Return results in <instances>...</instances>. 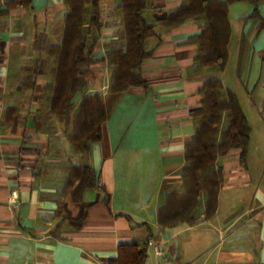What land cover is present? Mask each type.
<instances>
[{
	"label": "crops",
	"instance_id": "crops-1",
	"mask_svg": "<svg viewBox=\"0 0 264 264\" xmlns=\"http://www.w3.org/2000/svg\"><path fill=\"white\" fill-rule=\"evenodd\" d=\"M118 2L101 0L97 58L117 44L122 32ZM145 2L141 17L154 25V35L145 42L152 55L141 65L146 86L116 96L104 93L102 137L83 163L98 173L105 193L88 190L78 203L37 175L46 138L36 131L34 119L53 67L46 46L62 40L64 0H32L30 7L12 9L0 21V264H108L120 245L141 244L150 234L164 257L147 248L144 264H264V26L259 27L264 1L258 7L262 23L241 7L247 14L235 19L240 23L235 30L230 11L246 4L229 6L227 62L216 72L237 97L250 128L245 168L237 151L220 159L225 184L213 217L203 218L202 203L195 224L162 229L156 212L165 194L182 189L184 147L195 129L190 112L201 106L198 90L213 72L194 60V38L203 21L160 25L184 0ZM53 10L63 13L54 40L51 28L37 22ZM28 71L32 89L20 87ZM62 204L73 220L86 213L80 229L63 219Z\"/></svg>",
	"mask_w": 264,
	"mask_h": 264
},
{
	"label": "trees",
	"instance_id": "trees-1",
	"mask_svg": "<svg viewBox=\"0 0 264 264\" xmlns=\"http://www.w3.org/2000/svg\"><path fill=\"white\" fill-rule=\"evenodd\" d=\"M264 0H184L176 9L169 11L160 22L166 28H177L196 17H203L200 33L194 38L197 52L194 58L198 67H208L213 74L204 81L199 92L201 106L192 110L190 115L195 122L194 133L184 147V164L180 172L183 191H171L164 196L162 205L157 209L156 222L159 228H170L177 224H195V212L203 203V218L213 217L218 204V193L223 187L222 169L216 167L219 158L238 152V164L245 168L249 145L250 128L242 113L235 94L224 88L216 72L224 69L227 62V47L230 38L228 20L229 6L234 3H248L252 11L248 18L259 17L258 7ZM32 0H0V21L9 11L30 7ZM67 8L62 40L59 45L46 46L55 68L50 71L54 77L50 108L59 116L69 117L74 107V98L79 96V110L74 117V131L68 142L76 152H89L93 143L102 137V126L107 119L104 98L98 95L86 96L88 82L86 75L93 64L109 65L114 71L109 80L107 93L118 95L131 87H145L141 75L142 63L149 59L152 51L146 49V39L154 35V25L145 22L141 13L146 8L145 0H119L117 9L121 11L123 24L120 40L125 48H113L102 57L95 59L94 49L101 28V0H64ZM264 23L260 24V28ZM21 84V88L32 89L35 82L31 72ZM46 89V84L43 91ZM225 115L226 125L222 132L219 127ZM35 116V125L37 123ZM37 131V128H36ZM39 170H37V173ZM38 175V174H37ZM64 194H69L73 202L81 201L84 192L97 190L105 193L98 173L88 164L71 167L67 172ZM203 199V200H202ZM104 202V200H102ZM62 210L75 229H80L86 213L71 219L64 204ZM150 234L143 243L132 242L118 247V256L108 264H144Z\"/></svg>",
	"mask_w": 264,
	"mask_h": 264
},
{
	"label": "rangeland",
	"instance_id": "rangeland-1",
	"mask_svg": "<svg viewBox=\"0 0 264 264\" xmlns=\"http://www.w3.org/2000/svg\"><path fill=\"white\" fill-rule=\"evenodd\" d=\"M244 4H246V6H238L234 9H231L230 11L231 14L230 20L233 30H235V28L238 29V26H240V23L235 19H237L238 16L247 14L245 10L243 11V9H241V7H248L247 9L252 10L251 5H249L248 3H244ZM262 6L263 4H261V7ZM100 9H102L101 4H100ZM261 9L264 10L263 8ZM62 19H63L62 10H58V11L53 10L52 12H48L45 15L38 16L37 22L39 27H43L44 26L43 24H45L47 25L48 28H51L52 38L54 40L56 39L59 33ZM193 20L203 21V17H196ZM119 47L122 48L123 50L125 48V44L123 41L120 40V37L117 41V44L107 49L106 51H110L113 48H119ZM96 55L94 54V57L95 59H98ZM52 63H53V67L51 68V71L52 69L55 68V63L53 59H52ZM199 68H208V67H199ZM113 71H114V67L109 65V59H107L104 64L95 63L92 66H90L89 73L86 75L88 86L86 91L84 92V95L86 96L98 95L99 97L104 98V93L107 92V87ZM53 81H54V77L50 73L49 76H47V81L45 83L46 89L45 91H43V93L41 94L42 96L38 100L37 107L39 110L36 112L35 115L37 117L36 118L37 132L39 134L45 135L46 138V152L44 154V157L41 158V160L37 163V170H39L38 176L41 179H44L43 181L44 185L58 186L60 187V193L64 194L67 191L66 189L64 190V187L66 185L68 170L71 167L84 164L83 162L84 160L87 159L88 152L79 153L74 151L70 143L68 142V137H67L70 133L74 131L73 122H74V117L79 110V103H80L79 96L77 95L74 98L73 102L75 105L71 109L68 118L65 116H59L58 114L52 112L53 110L50 108V98L52 95L51 93L52 88H54ZM232 85H234V83ZM103 86L106 88L104 89ZM224 118L225 115H223V120L221 122L222 124L218 129L219 132H222L225 128L226 121ZM44 159H48V160L52 159V161L46 162L44 161ZM220 159H223V157L219 158V160ZM219 160L216 163V167H221L222 181L223 184H225L226 171H225V167L220 165ZM182 191H183V185H182V189L179 192ZM196 213L197 211L195 212V215Z\"/></svg>",
	"mask_w": 264,
	"mask_h": 264
},
{
	"label": "built area",
	"instance_id": "built-area-1",
	"mask_svg": "<svg viewBox=\"0 0 264 264\" xmlns=\"http://www.w3.org/2000/svg\"><path fill=\"white\" fill-rule=\"evenodd\" d=\"M14 195V193H12ZM149 247L153 253V255L159 259H162L164 257V253L162 251V246L160 245L159 241H155L151 239L149 241Z\"/></svg>",
	"mask_w": 264,
	"mask_h": 264
}]
</instances>
